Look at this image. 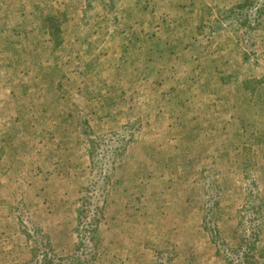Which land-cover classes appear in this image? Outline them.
Here are the masks:
<instances>
[{
	"label": "rangeland",
	"instance_id": "1",
	"mask_svg": "<svg viewBox=\"0 0 264 264\" xmlns=\"http://www.w3.org/2000/svg\"><path fill=\"white\" fill-rule=\"evenodd\" d=\"M246 1L0 0V264H264Z\"/></svg>",
	"mask_w": 264,
	"mask_h": 264
},
{
	"label": "trees",
	"instance_id": "2",
	"mask_svg": "<svg viewBox=\"0 0 264 264\" xmlns=\"http://www.w3.org/2000/svg\"><path fill=\"white\" fill-rule=\"evenodd\" d=\"M253 0H247L246 3L248 6L252 4ZM249 8V6H248ZM95 144L92 145V150L91 152H95V149L97 150V145L99 143L94 142ZM107 177V175L104 173L102 178L105 179ZM97 213V211H96ZM211 213L210 212V208H208L206 210V214ZM203 217V230H205L206 232H208L210 234V236L212 237L214 234V229L210 226L211 221V217L210 216H206ZM95 215V214H94ZM207 217H210L208 220H206ZM89 235L87 237L88 241H93V234H91L90 232H88ZM32 243H33V247L31 250V259H30V264H51L52 259H50L47 256V244L43 242V239L41 237V235H39L38 233L35 232V237L32 239ZM92 243V242H91ZM247 249L249 250V247H247ZM38 254V255H37ZM87 254H89V252H84L79 254L73 253L71 254L68 258H65L62 264H87ZM39 257L37 260H34L35 257ZM239 258H240V264H249L248 260H247V255L246 254H239Z\"/></svg>",
	"mask_w": 264,
	"mask_h": 264
}]
</instances>
